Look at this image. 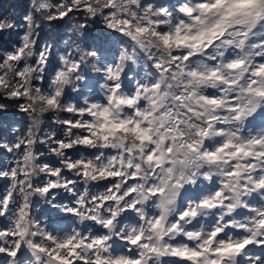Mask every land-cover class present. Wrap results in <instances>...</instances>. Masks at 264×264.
Returning a JSON list of instances; mask_svg holds the SVG:
<instances>
[{"label":"snow or ice","instance_id":"snow-or-ice-1","mask_svg":"<svg viewBox=\"0 0 264 264\" xmlns=\"http://www.w3.org/2000/svg\"><path fill=\"white\" fill-rule=\"evenodd\" d=\"M192 4L204 6L205 0H171L170 3L3 0L0 3V87L3 88L0 92V122L8 114L6 109L20 101L16 108L21 113L35 115L37 103L49 108H64L60 126L65 131L87 129L94 126L97 104L106 106L115 100L117 105H127L124 112L128 116L135 114L133 124L136 128L147 129L148 125L140 123V118H147L149 105L155 106L156 97L162 98L163 106L155 115L166 114L169 122L163 124L155 135H149L147 141L139 142L138 150L131 152V159L127 143L122 157L119 150L105 153L106 157L115 156L119 161H114L113 169L119 171L100 183V186L113 189L108 203L119 201L123 204L132 199L138 189L147 190L151 202L155 203L158 198L174 195V190L184 185L185 178L196 186L207 180L206 184L211 186L207 199L200 196L183 204L181 199L178 211L169 218L168 223L180 230L181 235L171 241L168 236H163L171 246L186 245V251L191 255L164 256L162 264H264V203L250 207L251 202L245 199L258 193L259 200L264 202V88L259 86L260 80L264 79L261 76L264 72V27L248 33L243 29L239 32L229 29L198 56L172 50L165 55L158 47H150V44H163L170 38L171 29L178 20L194 15ZM42 13H47L43 24ZM21 19L22 24L19 23ZM94 24H102L108 31L93 29ZM18 27L23 29L22 33L17 31ZM46 29L51 31L52 42L40 43L38 38ZM111 33H117L131 43L130 50L122 48L119 55L108 62L105 56L112 45ZM14 37L25 43H19ZM29 47V55L34 59L26 63L23 57ZM164 47L167 48V44ZM138 53H146L147 59L153 62L156 75L149 83L138 81L133 92H125L123 81L131 82L134 78L132 66L137 63ZM13 64L15 75L9 79ZM232 64L239 66L232 70L233 73L247 69L242 79L236 80L234 74L229 76L222 71L225 65L230 68ZM197 65L212 70L208 78H215L216 87L194 89L190 79L200 75ZM177 75L180 80L174 84ZM93 82L98 88L108 89L104 94L107 100H96L81 91L87 89L92 93ZM32 88L39 90V97L33 96ZM69 90L82 99L69 98ZM190 97H194L200 107L184 102ZM25 98L27 103L23 102ZM258 119L262 134L245 137L246 126L250 127ZM237 121L239 123H235ZM241 123L245 126L243 130ZM13 131L17 133L13 142L0 141V151L11 154L14 165L0 167V181L7 184L0 195V218L8 221L0 223V264H101L107 242L105 230L73 229L63 236L54 235L31 213L33 198H42L49 208L60 213L71 217L80 214L76 204L62 206L60 203L61 189L70 195L72 201L79 197L81 186L82 189L84 186L77 184L74 187L69 181H78L80 177H72L67 169L52 164L45 159L49 155L41 150L44 149L42 145H47L49 152H54L69 142L55 134L50 139L48 135L39 136L38 140L31 141L33 147L28 152L30 130L22 134L17 129ZM209 132L217 133L215 143L217 152L223 154L222 159L212 152L207 139L203 140L202 147H194L198 135L206 137ZM229 133L236 135L239 143L222 139ZM75 135L85 139L90 134L84 131ZM205 148L209 149L207 153H204ZM61 149L66 157L71 158L73 149ZM185 149L202 153L201 159L208 165H223L222 169H216L222 171V175L213 174L206 166L189 168ZM95 155L99 153L92 154ZM29 161L38 172L35 176L34 170L28 166ZM195 163L200 165L201 162L197 160ZM181 169L183 172L177 179L176 173ZM165 171L170 178H165ZM58 180L63 181V186ZM72 192L76 195H71ZM85 207L89 205L85 204ZM201 209L213 217L212 226L207 231L203 227L199 231L194 228L203 214ZM149 215L153 214L150 212ZM240 215L246 219L238 221L236 217ZM189 235L196 236L195 242L188 239ZM128 243L139 246L140 254L147 251L148 264H151V256L160 251L143 235ZM110 251L116 253L123 249ZM140 254L133 253L137 256L135 264H144L139 259ZM107 264H116V261Z\"/></svg>","mask_w":264,"mask_h":264},{"label":"clouds","instance_id":"clouds-1","mask_svg":"<svg viewBox=\"0 0 264 264\" xmlns=\"http://www.w3.org/2000/svg\"><path fill=\"white\" fill-rule=\"evenodd\" d=\"M191 8L194 15L186 16L185 19L178 20L177 25L171 29L172 35L170 38L165 40L163 44L157 42L149 46L158 47L165 55L168 54L169 50H172L178 54L198 56L229 29L235 30L236 32L243 29L245 33H248L252 32L253 29L264 27V0H205L204 6L192 4ZM178 15L183 14L178 13ZM44 18L42 16V19ZM185 20H187V23H185ZM164 44H167V48L164 47ZM238 67V64H232L230 68L225 65L222 71L226 72L229 76L234 74L235 79L239 80L242 79L243 73L247 69H241L233 73L232 70ZM197 68H199L200 75L193 76L190 79L194 89L198 90L201 87L213 88L217 86L215 78L211 80L208 78V75L212 73L211 69H205L200 65H197ZM10 70L12 69L10 68ZM261 76L264 77V72L261 73ZM179 80L180 76L177 75V81L179 82ZM259 86L260 88H264V79L260 80ZM30 91L34 97H39L40 93L38 89L32 88ZM102 98L104 100L108 99L103 94ZM189 99H194V97H190ZM23 102L27 103V98ZM196 102L198 101L196 100ZM19 103L20 101H16L12 106L16 107V104ZM126 106L117 105L115 100L106 106L98 103L93 119L94 126L87 128V132L90 135L85 139L77 135L69 143L58 147L54 152H50V155L56 158L57 164L67 169L72 177H80V180L69 181V183H72L74 187L77 184H83L84 186L79 197L73 201L80 209V214L72 217L74 224L83 230L88 228V231H92L94 228L105 230L107 242L103 249L105 255L101 264H107V262L113 260L116 261V264H135L137 256L133 255V253L140 254L141 249L139 246H132L128 241L136 238L138 235H143L146 240L150 239L151 243L160 250L151 256V264H162V258L164 256L179 253L191 255L190 252L186 251V245L171 246L168 243V241L175 240L177 236L181 235L180 230H176L172 224L168 223L169 218L178 211L179 202L183 199V195H180V193L184 194L185 191L183 189L186 186H190L192 189L196 188V185L188 183L187 178H185V183L181 188L174 190V195L166 199L158 198L155 203L151 202L152 197L148 195L147 190L138 189L137 194L125 203L121 204L119 201H116L109 204L108 202L111 201L113 189L100 186L101 181H107L119 171V169H116V172L113 171L115 168L114 161L119 163L117 158L115 156L106 157L105 153L119 150L122 157L125 151V144L127 143L130 154L129 158L131 159V152L139 148L137 141L142 143L147 141L149 137V131L147 129L140 132L135 128L133 124V121L136 119L135 114L131 117L128 116L124 112ZM16 109L20 112L18 108ZM61 111L64 112L65 109L49 108L37 103L35 115L32 113L23 114L28 121L34 123L37 131H39V126L45 123V117L49 113L52 114V123H62L63 121L58 120L56 115ZM235 123L239 122L237 121ZM240 127L242 130L245 128L242 123ZM133 132H135V136ZM261 134V130H257L255 135L248 134L245 137L249 135L256 137ZM216 136L217 133L215 132H209L206 137H200L198 135L194 147H202L203 140L207 139L212 152H216L217 157L222 159L223 154L217 152L218 145L215 143ZM222 139L236 140L239 143L236 135L231 133L225 135ZM144 147H147V144H144ZM61 148L86 149L88 151L95 149V153H99V155H95L94 157L81 155V158L72 162L70 166V158H64L65 153L61 151ZM208 151V148L204 149V153ZM184 155L186 160H188L187 166L189 168L206 166L212 169L213 174L222 175V171L217 172L216 169H222L223 165H208L201 159L202 153H194L185 149ZM34 159L33 157L32 161ZM197 160L201 162L200 165H196L195 162ZM32 161H29L28 164L29 168L34 170ZM85 161L87 162L84 163ZM125 171H127L126 166ZM182 172L183 169L176 173L177 179H179ZM164 176L165 178H170V174L167 171L164 172ZM203 178L201 177V179ZM208 182L205 180V183ZM144 183H147V181H144ZM90 184L92 185L91 187ZM61 185L63 186V183ZM68 191L71 192V189H68ZM71 195H76V193L72 192ZM205 199H207V196ZM85 204L89 205V207H85ZM60 210L62 212L63 208ZM204 210L201 209V211ZM150 212L153 215H149ZM154 220L155 223L153 224ZM165 225H167V228H165ZM163 236H168V241H165ZM188 239L195 242L196 236L189 235ZM113 248H121L123 251L113 253L110 251ZM228 250L235 251L233 249ZM139 259L143 260L144 264H148L149 257L147 256L146 250L143 254L139 255Z\"/></svg>","mask_w":264,"mask_h":264},{"label":"trees","instance_id":"trees-1","mask_svg":"<svg viewBox=\"0 0 264 264\" xmlns=\"http://www.w3.org/2000/svg\"><path fill=\"white\" fill-rule=\"evenodd\" d=\"M149 1H151L153 3H158L160 0H149ZM2 2H3V0H0V3H2ZM8 2H12V0H8ZM24 2H26V0H24ZM55 2H56V0H53V3H55ZM46 15H47V13H42V15L40 17L42 24L44 23V19H42V16H46ZM19 23L20 24L23 23L22 19L19 21ZM92 28L93 29H103V26H102V24H94V25H92ZM17 31L22 33L23 29L18 27ZM103 31L107 32L108 30L103 29ZM41 35H42L41 38H38V39H40V43H45V42L51 43L52 42L50 29L44 30ZM64 35L65 36L67 35V29L64 30ZM110 35L112 36V45L109 48L108 53L105 56L106 61H109L111 56H114V53L118 49L121 50L122 48H129V45L131 43L125 37L120 36L117 33H111ZM14 39H17L18 42L21 44L25 43L24 41L20 40L19 37H14ZM129 50H130V48H129ZM30 52H31V48L29 47L24 53L23 59L25 60L26 63H31L34 59V57L29 55ZM136 60H137V63L132 66L135 75H136V72H140V71H142L144 73V75L146 77H148L149 79H152L156 75V69L154 68L153 62L151 60H148L147 57L143 53H138ZM11 69L12 70H9V79H12L15 75L14 64L12 65ZM89 79H91L90 76H89ZM137 80L138 79H136V76H134V78L132 79L131 82H129L127 79H125L123 81V86H125L126 84L128 86H132L135 82H137ZM139 80H140V82L143 81L142 79H139ZM173 83L174 84L178 83L177 77L175 78ZM95 85H96L95 82H93V84H92L93 89L96 88ZM81 91L85 95L87 93H89L87 91V89H82ZM0 92H3L2 87H0ZM68 97L72 98L74 100L82 99V97H77L76 93L71 91V90L68 91ZM184 102L192 103L194 107H200L199 102H195L191 99H188ZM157 104L159 106H157ZM161 105L163 106V104H161ZM151 106H152V108L149 110L150 111L152 110V115H153L154 121L152 123H149L146 120V123L151 128H153V131L156 134V131H159L160 127H162L163 124L168 123L169 120H168V115H166V114H161L160 116L155 115V112L159 111L160 101L155 100V106H153L152 104H151ZM201 110H203V109L201 108ZM6 111L8 114L6 116H4L2 118V122H0V141H3L4 143L13 142L16 138V135H17V133L14 132L13 129L19 130L20 134H22L25 130H30L29 134H28V140L30 141V143L27 146L28 152H31L32 147H33L31 141L38 140L39 136L48 135L49 139H50V136L52 134H55L57 136L63 137L66 141L70 142L72 139H75V137L77 136V135H75V133L85 131V128L69 129L68 131H65L60 126L61 123L60 124L52 123V114L51 113H49L45 117V123L43 125H40L39 131H37V128L35 127L34 123L28 121L24 117L23 113H20L17 111L16 107L10 106L6 109ZM56 115H57L58 120L63 121V117L65 115V113L63 111L57 113ZM172 120L174 121L175 118L172 117ZM155 121H157V122L159 121L158 124L155 123ZM66 133H67V135H66ZM70 134H71V139H69ZM42 146L44 147V149L42 148L41 150L46 152V154L49 155V156H45V159L49 160L52 164H57L56 158L50 155V152L47 148V145H42ZM61 151H63V150L61 149ZM95 151H96L95 149L88 151L86 149L85 150H79V149L74 148L72 156L70 158L71 162H74L75 160L80 159L81 155H83L85 157L92 156V154L95 153ZM64 158L69 159L66 156ZM11 161H12V155L11 154L4 152V151H0V167H2V166L13 167L14 165L11 163ZM37 174H38V172L34 170V176ZM58 182L60 184L63 183L62 180H58ZM102 182L103 181H101L100 183H102ZM206 185L207 184L205 182L201 181L196 186L195 189H192L190 186H186V191L184 193H187L185 195H190V194L193 195L195 193L198 194L204 189V187ZM91 186L92 185L90 184V187ZM6 188H7V184L0 181V193H4ZM81 190H83L82 186H81ZM255 194L256 193H252L251 196H249L245 199H248L250 201V199ZM60 195L62 197V199L60 200V203L62 206H70L73 204V201H72L70 195L67 193H64L63 189H61ZM202 212H204V211H202ZM31 213H32L33 218L38 220V222L41 224V226H44L47 230L52 232L54 235L63 236L66 233L72 232L73 229L78 230V231H83V229H81L80 227L75 226L73 218L70 215H66L64 213L58 212L57 210H53V209L49 208V206L43 202L42 198H40V200H39V198H33V205H32V209H31ZM202 216H203V214L200 217H202ZM203 217H204L206 223H209L213 219L211 214H210V216H203ZM7 222L8 221L6 218H0V223L6 224Z\"/></svg>","mask_w":264,"mask_h":264},{"label":"rangeland","instance_id":"rangeland-1","mask_svg":"<svg viewBox=\"0 0 264 264\" xmlns=\"http://www.w3.org/2000/svg\"><path fill=\"white\" fill-rule=\"evenodd\" d=\"M145 2L147 3V2H150V3H153V2H151V1H149V0H145ZM171 2V0H160L158 3H170ZM119 52H120V49H118L115 53H114V56H111V58L109 59V61L108 62H112L114 59H115V57H117L118 55H119ZM136 79H138L137 80V82L139 81L140 82V80L139 79H142L143 81L142 82H140L141 84H145V83H149L152 79H149L148 77H146L145 75H144V73L142 72V71H140V72H136ZM91 80V79H90ZM137 82H135L132 86H128L127 84L125 85V86H123V88H124V91L125 92H129V93H131V92H133V90H134V88H135V86H136V84H137ZM93 84V83H92ZM96 86V85H95ZM108 91V89H104V88H98V87H96L95 89H93V91H92V93H87L86 95H91L92 96V98H94V99H96V100H102L103 98H102V94L104 95L105 94V92H107ZM155 100H158V101H160V107L162 106L161 104H162V98H160V97H156L155 98ZM191 100H193V101H195L196 102V100L195 99H191ZM157 106H159L158 104H157ZM159 107V108H160ZM152 108V106H151V104L149 105V109H151ZM154 113V112H153ZM146 120L149 122V123H152L153 121H154V118H153V115H152V110L150 111L149 110V115L147 116V118H144V117H141L140 118V123H142V124H147L146 123ZM159 122V121H158ZM158 122L157 121H155V123H157L158 124ZM148 125V124H147ZM136 128V127H135ZM151 127L148 125V128H147V130H149ZM138 131H140V132H143V131H145L146 129H143V128H136ZM151 130L152 131H149V135H155V132L153 131V128H151ZM257 130H261V126H260V119H258L256 122H254L250 127H247L246 126V128H245V130H244V135H248V134H252V135H255L256 133H257ZM85 131H87V129H85ZM156 132H158V131H156ZM133 135L135 136V132H133ZM139 143V141H137V144ZM145 143H147V142H145ZM105 162H107L106 160H105ZM210 192H211V186H209V185H206L205 187H204V189L200 192V193H195V194H193V195H185V194H187V193H184L183 194V199H182V201H181V203L183 204V203H186L187 201H190V200H195V199H197L198 197H200V196H208V195H210ZM3 193H0V195H2ZM247 198V197H246ZM250 207H259L260 205H261V203H264V202H261L260 200H259V194L258 193H256L251 199H250ZM203 216H210V213L207 211V210H204V212H203ZM200 217L199 218V223H196L195 225H194V228L196 229V230H199L201 227H203V229L205 230V231H207V230H209L210 228H211V226H212V220L209 222V223H206L205 222V219H204V217ZM236 219L238 220V221H243V220H245L246 219V217L244 216V215H240V216H237L236 217Z\"/></svg>","mask_w":264,"mask_h":264}]
</instances>
